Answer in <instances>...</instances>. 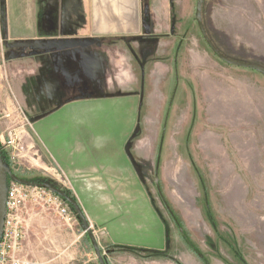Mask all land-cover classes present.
Wrapping results in <instances>:
<instances>
[{"label":"rangeland","instance_id":"obj_1","mask_svg":"<svg viewBox=\"0 0 264 264\" xmlns=\"http://www.w3.org/2000/svg\"><path fill=\"white\" fill-rule=\"evenodd\" d=\"M197 1L142 0L134 76L105 93L27 91L11 78L0 33V131L26 116L39 152L10 169L71 193L105 264H264V75L212 51ZM203 18L224 55L264 67V0H203ZM58 197L73 219L52 202L24 207V255L100 264L80 216Z\"/></svg>","mask_w":264,"mask_h":264},{"label":"crops","instance_id":"obj_2","mask_svg":"<svg viewBox=\"0 0 264 264\" xmlns=\"http://www.w3.org/2000/svg\"><path fill=\"white\" fill-rule=\"evenodd\" d=\"M147 21L142 0H3L0 33L10 47L11 78L27 91L52 95L100 86L105 93L116 84H130V63L139 59L131 56L137 50L132 41L142 35ZM40 41L48 47L56 41L72 46L34 49ZM16 118L35 131L26 116Z\"/></svg>","mask_w":264,"mask_h":264},{"label":"built area","instance_id":"obj_3","mask_svg":"<svg viewBox=\"0 0 264 264\" xmlns=\"http://www.w3.org/2000/svg\"><path fill=\"white\" fill-rule=\"evenodd\" d=\"M10 114H7V117ZM30 125V126H29ZM30 123L20 120L17 124L0 131V152L13 166H28L37 162L39 152L29 127ZM64 183L67 178H63ZM53 191L39 186H29L13 179L8 182L6 215L0 238V264H30L24 251L25 228L23 209L32 201L56 204L62 216L73 219L68 206Z\"/></svg>","mask_w":264,"mask_h":264},{"label":"water","instance_id":"obj_4","mask_svg":"<svg viewBox=\"0 0 264 264\" xmlns=\"http://www.w3.org/2000/svg\"><path fill=\"white\" fill-rule=\"evenodd\" d=\"M199 24L200 30L204 36V38L207 41V45H209L211 47V49L214 51V53L224 62L229 63L231 65H235L238 67H244V68H249V69H253L255 71H258L264 74V67L257 65V64H253V63H246V62H239V61H235L233 59H231L230 57H227L226 55H224L220 49H218L212 42V40L209 38L205 26H204V22H203V0H198L197 1V16L195 18ZM47 44V43H45ZM42 45V46H47V45ZM34 45L36 47L41 46V44L38 43H34ZM71 44L68 42H52L50 43V46L52 47H57V48H64V47H68ZM8 177L12 178L13 180L22 183L24 185H29V186H39L42 188H46L49 189L51 191H53L54 193L66 197V200L74 207V209H76L77 214L80 216L82 223L84 224V226L87 229V232L89 233V236L91 238L93 247L95 249V252L98 256L99 262L100 264H105L104 258L102 257L101 254V250L99 249V245L89 227V223L87 221V218L81 208V206L79 205L78 202H76L73 198L68 197L65 192L61 189H59L58 187L52 185V184H48V183H39V182H34V181H29L23 178H20L18 176H16L12 170L4 163L3 159H2V155L0 152V238L2 236V232H3V227H4V219H5V215H6V200H7V189H8Z\"/></svg>","mask_w":264,"mask_h":264},{"label":"trees","instance_id":"obj_5","mask_svg":"<svg viewBox=\"0 0 264 264\" xmlns=\"http://www.w3.org/2000/svg\"><path fill=\"white\" fill-rule=\"evenodd\" d=\"M201 31V30H200ZM204 37V36H203ZM210 38V37H209ZM205 39V38H204ZM211 39V38H210ZM205 41H206V39H205ZM207 42V41H206ZM213 42V41H212ZM214 43V42H213ZM208 44V43H207ZM209 46V45H208ZM216 46V45H215ZM210 47V46H209ZM217 47V46H216ZM211 48V47H210ZM218 48V47H217ZM213 51V50H212ZM214 52V51H213ZM229 64V63H228ZM231 65V64H230ZM235 66V65H234ZM242 68H244V67H242ZM247 69H249V68H247ZM251 70H253V69H251ZM253 71H255V70H253ZM256 72H258V71H256ZM261 72V71H260ZM259 72V73H260ZM261 74H263V73H261ZM264 75V74H263ZM2 155V159H3V161H4V163L10 168V163H9V161H8V159H7V157H5L4 155H3V153L1 154ZM13 172V171H12ZM15 174V173H14ZM16 175V174H15ZM17 176V175H16ZM19 177V176H18ZM12 178H10V177H8V182L11 180ZM39 183H45V181H38ZM65 192V194L68 196V197H71V198H73L76 202H77V200H76V198L74 197V196H71V193H68V192H66V191H64ZM60 196V195H59ZM60 197H62L63 199H66V197H63V196H60ZM67 201V200H66ZM67 203L68 204H70L68 201H67ZM71 205V204H70ZM72 206V205H71ZM72 209L74 210V211H76V209H74L73 208V206H72ZM88 235H89V233H88ZM90 237V236H89ZM91 239V238H90Z\"/></svg>","mask_w":264,"mask_h":264}]
</instances>
